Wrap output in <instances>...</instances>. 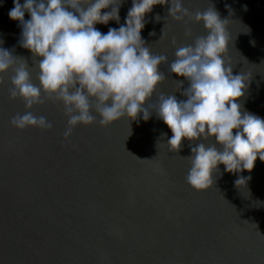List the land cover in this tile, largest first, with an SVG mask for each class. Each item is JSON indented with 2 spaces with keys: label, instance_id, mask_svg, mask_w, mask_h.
Listing matches in <instances>:
<instances>
[{
  "label": "water",
  "instance_id": "1",
  "mask_svg": "<svg viewBox=\"0 0 264 264\" xmlns=\"http://www.w3.org/2000/svg\"><path fill=\"white\" fill-rule=\"evenodd\" d=\"M132 3L122 0L119 23L95 27L104 34L118 29ZM182 3L193 13L214 6L228 19L232 43L225 59L233 75L245 74L247 81L237 102L242 112L264 119V0ZM170 6L171 0L146 14L141 37L153 54L168 57L160 66L167 76L160 91L181 100L186 97L177 81L184 88L188 82L169 71L176 47L207 33L202 22L172 19ZM13 7L14 0H0V47L32 67L33 54L20 44L22 27L8 15ZM186 23L192 36L185 35ZM12 74L0 82V264H264V161L237 173L220 164L213 186L194 189L186 181V157L203 138L185 139L173 152L167 144L171 129L153 113L147 121L141 114L106 127L80 124L65 140L63 103L45 99L26 109L21 98L9 96ZM37 75L32 72L38 85ZM26 110L54 127L11 126L10 119ZM240 176L250 177L247 187L235 184Z\"/></svg>",
  "mask_w": 264,
  "mask_h": 264
},
{
  "label": "clouds",
  "instance_id": "2",
  "mask_svg": "<svg viewBox=\"0 0 264 264\" xmlns=\"http://www.w3.org/2000/svg\"><path fill=\"white\" fill-rule=\"evenodd\" d=\"M168 3L133 0L125 24L104 34L95 25L111 20L119 23L122 0H26L24 4L14 0L8 15L19 21L20 44L33 54L34 66L0 47V82L11 70L9 96L21 98L26 109L45 99L62 102L68 117L65 140L80 124L106 127L123 117L136 120L141 114L147 121L153 113L171 129L173 135L167 144L173 152L180 151L185 139L196 142L203 138L186 157L190 163L186 181L194 189L206 190L213 186L220 164L227 172L237 173L251 172L258 158L264 161V119L242 112L237 102L245 95L246 75H233V67L226 62L232 43L228 19H221L214 6L193 13L182 0H171L168 12L172 19L184 21L188 17L202 22L207 34L197 36L192 44L176 47V58L169 66L170 73L186 78V88L183 81H177V91L183 89L181 95L186 99L160 91L167 79L160 66L168 64V57L153 54L141 31L146 14L155 5ZM26 12L30 20H25ZM185 35L192 36L187 23ZM163 36L164 29L160 39ZM172 44L176 45L175 38ZM33 71L38 72V85L33 83ZM157 93L156 102L149 104ZM10 124L20 130L54 127L47 117L30 110L17 113ZM213 138L215 143L209 144ZM247 179L250 177L240 176L235 184L247 187Z\"/></svg>",
  "mask_w": 264,
  "mask_h": 264
}]
</instances>
